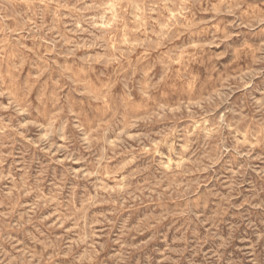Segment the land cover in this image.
Masks as SVG:
<instances>
[{
	"label": "clouds",
	"instance_id": "1",
	"mask_svg": "<svg viewBox=\"0 0 264 264\" xmlns=\"http://www.w3.org/2000/svg\"><path fill=\"white\" fill-rule=\"evenodd\" d=\"M0 264H264V0H0Z\"/></svg>",
	"mask_w": 264,
	"mask_h": 264
}]
</instances>
